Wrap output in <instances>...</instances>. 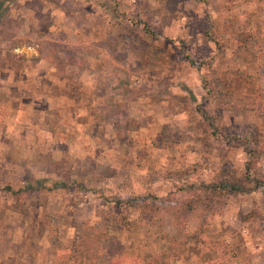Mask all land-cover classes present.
Listing matches in <instances>:
<instances>
[{
    "label": "rangeland",
    "instance_id": "obj_1",
    "mask_svg": "<svg viewBox=\"0 0 264 264\" xmlns=\"http://www.w3.org/2000/svg\"><path fill=\"white\" fill-rule=\"evenodd\" d=\"M256 178L264 0H0V264H264Z\"/></svg>",
    "mask_w": 264,
    "mask_h": 264
},
{
    "label": "trees",
    "instance_id": "obj_2",
    "mask_svg": "<svg viewBox=\"0 0 264 264\" xmlns=\"http://www.w3.org/2000/svg\"><path fill=\"white\" fill-rule=\"evenodd\" d=\"M205 89L207 90V92H208V90H210V89H208V87L206 86V83H205ZM204 114V116L208 119L209 118V115L208 114H206V112L205 113H203ZM247 151H248V153L251 155V156H259L260 155V150L258 149V148H252V147H250V148H247ZM251 161H249L248 162V165H247V172L248 173H250L251 172V170H252V166H251ZM254 180V187L255 188H260L263 192H264V179H262V178H256V179H253ZM9 188V190H13V189H11V187H8ZM230 188H231V190H241V188L239 187V186H237V185H230ZM16 193H17V190L15 191ZM128 203L130 202V201H127ZM127 203V204H128ZM130 204V203H129Z\"/></svg>",
    "mask_w": 264,
    "mask_h": 264
},
{
    "label": "built area",
    "instance_id": "obj_3",
    "mask_svg": "<svg viewBox=\"0 0 264 264\" xmlns=\"http://www.w3.org/2000/svg\"><path fill=\"white\" fill-rule=\"evenodd\" d=\"M22 53L29 54L30 52L32 53L33 51L37 50V46L35 45H30L29 47L26 48H21L19 49Z\"/></svg>",
    "mask_w": 264,
    "mask_h": 264
}]
</instances>
